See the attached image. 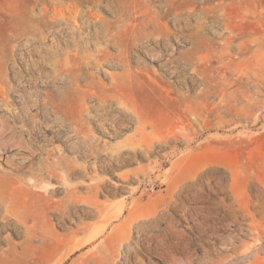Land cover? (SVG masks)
Listing matches in <instances>:
<instances>
[{"label": "rangeland", "instance_id": "374dc122", "mask_svg": "<svg viewBox=\"0 0 264 264\" xmlns=\"http://www.w3.org/2000/svg\"><path fill=\"white\" fill-rule=\"evenodd\" d=\"M189 1L193 5L188 9L193 11L188 13L186 29L168 23L173 36L170 47L160 49L164 54L188 50L197 32L210 39L221 30L226 35L234 32L237 42L247 45L256 38L264 40V0H234L233 6L216 12L200 11L207 7L204 0ZM22 2L0 0V8L5 6L0 11L23 13ZM101 3L96 6L85 0L82 8L93 7L110 22L121 13L127 20L137 17L144 8L143 0ZM41 7L37 3L36 12ZM4 12L0 15V128L23 137L27 146L22 149L12 142L0 151V264H97L87 262L88 251L101 257L100 264H264V241L256 242L258 260L240 257L255 242L249 231L250 215L256 214L264 225V92L255 86L256 72L264 78V55L253 52L255 45L252 50L234 46V89L241 85L252 93L253 108L239 95L232 123L230 117L220 118L212 110L217 99L211 98L206 118L196 119L184 106L186 97L187 102L196 97L198 86L192 87L190 80L181 82L137 48L132 67L143 68L158 84L150 85L146 76L141 82L123 77V68L117 66H104L100 73L92 67L95 80L90 86L83 77L78 86L53 79L52 66L42 62L38 53L42 45L37 44L38 54L33 51L30 56L24 49L25 37L9 41L16 25ZM139 21L133 20L121 39L139 34ZM9 42L12 50L7 49ZM51 44L52 34L44 40L45 46ZM117 49L109 47V52L116 54ZM105 71L120 76L117 93L107 90L111 79ZM6 88L8 94H3ZM132 110L152 126L147 130L156 138L153 146L129 144L137 126ZM121 122L125 127H120ZM48 154L62 159L58 178L37 176ZM71 190H76L78 204L67 203ZM102 208L108 209L109 219L101 217ZM64 209L69 212L66 217L60 214ZM80 222L89 229L77 234L82 245L69 253L64 243ZM33 225L36 237L30 241L28 227ZM116 225L123 230L120 245L113 230ZM234 243L238 248L231 251ZM55 249L60 250L58 255L48 259Z\"/></svg>", "mask_w": 264, "mask_h": 264}, {"label": "bare ground", "instance_id": "6f19581e", "mask_svg": "<svg viewBox=\"0 0 264 264\" xmlns=\"http://www.w3.org/2000/svg\"><path fill=\"white\" fill-rule=\"evenodd\" d=\"M19 1L22 2L21 0ZM93 1L95 2L96 6H99V4L103 0ZM24 2L26 6L23 4L25 6L23 13L4 12L2 10L1 13L0 11V15H3L4 12L5 15L9 14L11 16V18H9L8 20L16 25V30L18 29V27H20V30L14 31L15 33L12 34L11 40L9 41L17 42L21 37H25L26 42L24 43V49L30 56H32L33 51H35L34 48L35 46H37V44L42 45L43 47L40 46L38 53L42 62L50 64L52 66L53 75H51V77L53 79L61 78V80H68L70 83L75 84V86H78L81 82V77H83V79L88 85H92L95 80V73L90 70L92 69V67L96 70L97 73H100V71L104 72V66H117L123 68V77L129 79H138L141 82L143 79L141 80L140 78H144L146 76L149 78L148 80H150V85L158 84L157 78L152 77L143 68L132 67V56L135 54L134 50L137 48L143 51V53L145 52L148 55L149 59L154 63L161 62V66L167 68L170 74L172 76L177 77L181 82H186L190 80V82L192 83V87L198 86L199 90L196 97L194 96V98H190L191 101L188 99V102V97H186V106H184L190 114L196 117V119L205 116L206 110L209 109V100L211 98L217 99V102L213 105L212 110H217L218 117L220 118L230 117V119L228 118V121L232 123L234 122V101H240L239 95H241V98L247 102L246 105L250 110L256 103V100L252 93L243 89L241 85L234 89V46L237 44L236 46H238V50H242L243 46H245V49L247 50H252L253 46L255 45L253 52L256 54L259 53L260 55H264L263 39L256 38L254 40H250V45H247L244 41L237 42L238 38L236 35H234V32L233 34L230 33L231 35H226V32L224 30H221L217 32V37L213 39L207 38L206 36H203L197 32V34H195L191 41L192 46L188 50L174 53L167 52L168 54H164L162 51H160L161 48L165 49L170 47L171 45L169 40L170 37L173 36V32L168 28L169 22H172V24L176 25L179 23L182 25V29H186L189 15L188 13H192L193 11L188 9L189 4L193 5V3L189 0H143V10L141 9L142 11H139L140 13L136 11L139 13V16L135 17L132 15L133 19L131 18L127 20L123 17L124 13L120 12L121 14L116 15V19L113 22L103 20L101 16H99V14L93 9V7H87L86 10L85 7L82 8L83 2H85V0H69V2H63V0H24ZM37 3L42 4V7L39 9L38 12H36L35 10ZM203 3L207 5V7L202 8V10L200 11L206 12L207 9H210L212 12H216L218 8L226 9L227 7L233 6L234 0H204ZM49 5H51L52 9L48 7ZM2 6L5 7L4 5ZM2 6L1 8H3ZM7 6H9V4ZM15 6L13 7L14 10L16 8ZM192 8L194 7L192 6ZM20 17H22L21 22H19ZM5 18L7 17L5 16ZM136 19H138V21L140 19L139 23L136 24V26L139 27L140 25H142L141 32H139V34H130L131 36L127 37V39L125 37L121 39L120 34L127 33L128 26L134 24L135 21L133 23V20ZM18 22L20 23V25L17 26ZM138 27L137 29H139ZM200 30L201 29H199V31ZM51 34L52 44L50 46H45L44 40L47 38L48 35ZM149 43L151 45H149ZM10 44L11 43L9 42V44L7 45V49L12 50L13 46ZM61 44H64L66 46V49L62 48L60 46ZM114 46L118 47L116 54H112L109 52V47ZM90 47L94 48L95 53L90 50ZM262 65L264 67V64ZM255 74L256 79L258 81L255 82V86L259 89L260 93H263L264 78L257 72ZM105 75L109 76V78L111 79V85L107 88V90H113L115 93H117V79L120 76H116L117 74L114 75L107 73L106 71ZM106 87H104V89ZM91 89L93 90V88ZM8 91L9 90L7 88L4 89L3 94L4 92L8 94ZM112 94L113 93H111L110 95ZM105 96H108L107 93ZM102 98L105 99L104 97ZM106 100H104V104ZM132 113L137 123V126L135 129V137L131 138L129 144H144L148 147L153 146L156 138L153 135V132H148L147 130L149 126H152L149 125L143 119V117L137 110H132ZM114 114L115 112L113 113V115ZM114 116L117 117V114H115ZM124 125V122L120 123V127ZM8 128H11L10 125ZM9 130L6 127L0 128V151L5 149V147L9 146L12 142L19 148H26V140L24 141L23 137L14 135V132L8 135ZM60 159H58V161L52 159L51 154H48L47 157H45L44 160H42L39 164L38 168L42 172V174H37V176L42 177L43 174H45L48 178H58V169L61 168L62 165V159ZM51 192H53V190ZM76 193V190H71L68 192V198L66 197L68 199L67 203H69L70 201L71 203L78 202V199L76 198L79 196L75 197ZM123 211V208H121L118 212V215L121 216ZM87 213L88 212H86V214ZM60 214L63 215V217H66L69 212L67 211V209H64L60 212ZM9 215L15 217V220L17 222L23 221L20 218L18 219L15 213H11ZM100 215L104 220L109 219L111 217L108 209L105 208L100 209ZM250 217L252 219V222L250 223L249 231L254 235L255 242L250 245L249 251H246L240 255L242 260L250 256H253L256 260H258L259 252L255 248L257 245L256 242L264 241L263 223L256 220V214H251ZM24 221L23 223H25ZM88 229L89 226L83 222L77 224L75 230L70 229V235L64 243V247L69 253L72 252L75 248H78L80 245H82V242L76 239L77 234L80 231H86ZM113 230L118 236V245H120L122 243V227L116 225L113 227ZM35 231V225L28 227V239L30 241H33L36 237ZM238 235L239 234L237 233L236 236ZM35 248L36 247H33V249ZM237 248L238 246L234 243L231 244L230 250L236 251ZM59 251V249H55L52 253L49 254L48 259L55 258L58 255ZM32 256L33 252L29 251L28 257ZM85 256L87 262L95 261V263L97 264L101 263V257L99 255L98 257L93 252L88 251ZM172 257L173 262L176 261L175 257ZM249 264H256V262L250 261Z\"/></svg>", "mask_w": 264, "mask_h": 264}]
</instances>
